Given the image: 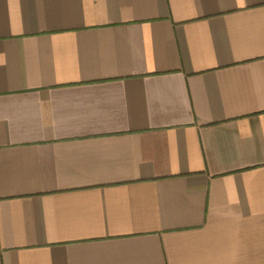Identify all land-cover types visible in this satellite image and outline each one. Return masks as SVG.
Returning a JSON list of instances; mask_svg holds the SVG:
<instances>
[{"label": "crops", "instance_id": "1", "mask_svg": "<svg viewBox=\"0 0 264 264\" xmlns=\"http://www.w3.org/2000/svg\"><path fill=\"white\" fill-rule=\"evenodd\" d=\"M0 264H264V0H0Z\"/></svg>", "mask_w": 264, "mask_h": 264}]
</instances>
